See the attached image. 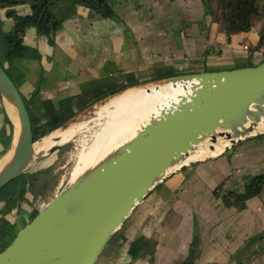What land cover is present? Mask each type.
Masks as SVG:
<instances>
[{
    "label": "crops",
    "instance_id": "0c3cea01",
    "mask_svg": "<svg viewBox=\"0 0 264 264\" xmlns=\"http://www.w3.org/2000/svg\"><path fill=\"white\" fill-rule=\"evenodd\" d=\"M108 1L119 19L77 5L74 13L63 18L52 42L34 26L25 28L23 42L29 49L11 61L9 70L32 129L39 134L127 85L180 73L253 65L264 59V47L249 55V48L259 39L256 24L249 31L231 33L227 39L220 23L205 15L202 0ZM13 8L18 14L31 11L28 2ZM5 11V7L0 9L2 28L9 30L13 18ZM11 116L0 95V165L15 145ZM263 135L245 138L161 181L132 209L94 264H149L151 255L156 264H180L191 246L194 264H264V182L242 209L224 205L212 193L219 183L223 189L242 191L251 176L264 174ZM224 155L229 156L226 164L209 166ZM162 186L163 195L152 209L132 221ZM178 190H189V199L182 200L187 193L178 194ZM12 233L8 230L6 235H10L3 241ZM253 235L260 239L255 245L263 242L258 252L237 261L231 258ZM150 240L153 246L145 249ZM132 242L139 245L134 255L129 254Z\"/></svg>",
    "mask_w": 264,
    "mask_h": 264
},
{
    "label": "water",
    "instance_id": "95a60500",
    "mask_svg": "<svg viewBox=\"0 0 264 264\" xmlns=\"http://www.w3.org/2000/svg\"><path fill=\"white\" fill-rule=\"evenodd\" d=\"M169 82L183 83L188 92L150 116L132 137L74 178L68 177L31 218L0 243V264H94L137 203L164 180L159 177L167 166L177 165L200 142L229 139L230 145L219 155L245 138L264 133L262 128L251 134L256 125H264V60L127 85L96 99L37 139L24 99L0 64V95L17 115L12 154L0 165V190L65 143L35 153L33 143L45 134L93 117L97 107L129 88ZM185 166L174 167L164 178ZM150 181L153 185L148 189Z\"/></svg>",
    "mask_w": 264,
    "mask_h": 264
},
{
    "label": "trees",
    "instance_id": "16d2710c",
    "mask_svg": "<svg viewBox=\"0 0 264 264\" xmlns=\"http://www.w3.org/2000/svg\"><path fill=\"white\" fill-rule=\"evenodd\" d=\"M23 2L30 4L31 11L27 14H18L13 6ZM202 3L205 15H209L220 23L227 39L231 33L251 30L255 25L252 20L253 16L259 13L264 14V0H202ZM77 5L86 6L92 12L102 16L119 19L108 0H55L53 2L52 0H0V9L5 7L6 15L13 18L12 27L9 30H3V19L0 15V64L9 76L11 61L15 57L24 56L29 49V46L23 42L25 28L34 26L38 34L47 36L48 40L52 42L55 31L61 25L63 18L74 13ZM258 34L259 39L253 47L249 48V55L253 49L264 47V22L258 25ZM56 126L53 125L49 130ZM32 131L34 139L42 135L34 129ZM31 178L30 172L23 173L0 190L1 215L15 206L18 199L16 193L20 194L22 187L26 186ZM263 182L264 174L258 173L250 177L242 191L226 190L221 192L222 185L218 184L213 193L220 196L227 204L243 207L248 197L259 193ZM257 239L258 235L249 237L231 258L240 259L244 255L250 256L249 245L254 244ZM138 246L132 242L129 254L134 255ZM258 250L256 249L255 252L257 253ZM149 264H156L152 255L149 258ZM180 264H194L193 248H190L189 255Z\"/></svg>",
    "mask_w": 264,
    "mask_h": 264
},
{
    "label": "bare ground",
    "instance_id": "6f19581e",
    "mask_svg": "<svg viewBox=\"0 0 264 264\" xmlns=\"http://www.w3.org/2000/svg\"><path fill=\"white\" fill-rule=\"evenodd\" d=\"M187 92L188 89L181 82L129 88L120 94L114 95L102 106L97 107L93 117L72 123L65 128L52 130L42 136L43 138H40V142L36 143L40 139L36 140L33 143L34 152H44L55 143L75 140L82 132L90 131L89 138L83 139L82 143L80 142L81 138H79L76 142L78 144L81 143V147L74 156L73 165L69 171V177L72 179L115 146L132 137L150 116L156 115L160 110L165 109ZM7 108L11 112L12 119L17 121L14 107L7 104ZM89 124H92L95 128L88 130ZM262 128H264V125L261 123L256 125L251 134L258 132ZM60 136L62 137L61 140ZM230 143L229 139L223 137L217 138V141L212 144L207 140L200 142L194 150H189L188 154L177 165L167 166L159 179H165L164 177L174 167L176 168L180 164L188 163L192 160L203 159L214 152L224 149ZM152 185V181H150L148 189Z\"/></svg>",
    "mask_w": 264,
    "mask_h": 264
},
{
    "label": "rangeland",
    "instance_id": "374dc122",
    "mask_svg": "<svg viewBox=\"0 0 264 264\" xmlns=\"http://www.w3.org/2000/svg\"><path fill=\"white\" fill-rule=\"evenodd\" d=\"M252 20L254 21L256 26L260 25L264 22V14L259 13L253 16ZM94 128L95 126H92V124H89L87 129L91 130ZM88 135H90V131L82 132L81 135L76 137L75 140H69L63 143L61 146L53 150L51 153H48L47 155H45L42 159H40L39 161H37L34 165L30 167L28 172H30L32 178L30 182L26 184V186L22 187V192L18 194L19 198L17 199L15 206H14V207L18 206L19 207L18 210H15L16 208L12 207L14 208L12 209L13 212H11L12 210L10 209V210H7L4 214L0 215V243L1 241L4 240L3 238L6 235L8 230H9V233L11 234L18 227L23 225L29 218H31L34 215V213L37 211V209L40 207V205L43 202L50 199L64 185V183L67 181L66 179H68L69 177V171L73 165L74 156L77 154L78 150L80 149L81 147L80 144L82 143L83 139H86V137L89 138ZM262 137L264 138V135ZM61 138L62 137L60 136V140ZM79 138H81V141H80L81 143L78 144L76 142ZM41 139L36 141V143L40 142ZM228 158L229 156L224 155L219 161L215 163H210L209 166L210 167L222 166L227 163ZM186 165H189V162L186 163ZM217 185L218 184H215V186L212 188V193ZM222 191H226V189L221 188V192ZM163 192H164V186H162L161 190L159 191L157 190L156 192H154L150 196V198H148L143 203V205L140 208V211L135 215V218L131 220L132 221L138 220L139 218H141L139 217L141 213H143L144 211L151 210L152 206L156 203V200H158L159 195H163ZM189 192H190L189 190H187L186 192L182 190H178V194L187 193V197L182 198V200L189 199L190 197ZM213 195L215 197L220 198L224 205L226 206L233 205V204L225 203L220 196H216L214 193ZM244 207L245 206L243 207L236 206V208L238 209H242ZM253 236H257V235H253ZM192 243L193 244L196 243V238L195 240H193ZM262 244L263 242L259 241L258 245H255V243L252 245H249L250 246L249 251H251L249 252V254H254L258 246ZM150 245L153 246V242L151 240L149 242V245H147L145 249H147ZM191 248L193 247L191 246ZM246 257H248V255ZM233 259L235 261L238 260L235 257H233Z\"/></svg>",
    "mask_w": 264,
    "mask_h": 264
}]
</instances>
